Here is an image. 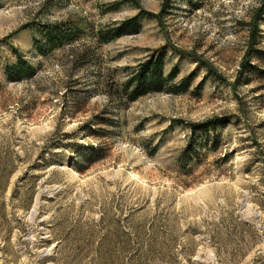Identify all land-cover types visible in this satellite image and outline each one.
<instances>
[{
    "label": "rangeland",
    "instance_id": "obj_1",
    "mask_svg": "<svg viewBox=\"0 0 264 264\" xmlns=\"http://www.w3.org/2000/svg\"><path fill=\"white\" fill-rule=\"evenodd\" d=\"M259 2L171 0L102 43L163 0H0V264H264ZM51 27L71 38L41 55ZM164 45L191 88L126 106L125 68ZM15 49L36 73L9 81ZM225 116L218 149L183 167L189 123Z\"/></svg>",
    "mask_w": 264,
    "mask_h": 264
},
{
    "label": "trees",
    "instance_id": "obj_2",
    "mask_svg": "<svg viewBox=\"0 0 264 264\" xmlns=\"http://www.w3.org/2000/svg\"><path fill=\"white\" fill-rule=\"evenodd\" d=\"M170 4L171 0H163V8L158 15L144 9L140 10L137 14L126 18L115 25H111L104 30H100L97 33V36L102 43H108L124 35L137 34L141 32L145 19L165 16L166 8L169 7ZM261 20H264V0H260L257 15H255L252 21L249 42L251 48L258 44V33ZM71 29L75 30L74 28ZM47 33V44H41L40 40H35L34 47L37 53L41 55H48L54 49L65 45L64 43L71 38V34H66V32L60 34L55 27L48 29ZM14 51L17 56L16 61L12 64L6 65L5 68L7 79L9 81H19L25 76H33L36 73L35 65L25 57V55L18 52V50L15 49ZM168 52V46L164 45L150 52L136 65L127 66L125 68L127 71V78L121 85H119L118 89V97L122 103L127 106L148 94H182L189 91L195 80V73H190L178 80L180 70L177 65H174L167 72L166 65ZM248 64L252 65L245 60L243 62V69H246ZM243 69L239 72L240 75L234 83L235 85L242 81L241 76L244 73ZM108 95L111 99L116 97V94H114L113 91L108 92ZM227 119L228 117L225 116L189 123L191 136L179 158L183 167H186V165L189 164H199L205 156L207 149H218L220 142L218 125L220 121L224 122ZM210 136H212V142L210 141ZM89 149H95L94 145H89ZM100 157L101 156H95L94 158L98 159Z\"/></svg>",
    "mask_w": 264,
    "mask_h": 264
}]
</instances>
